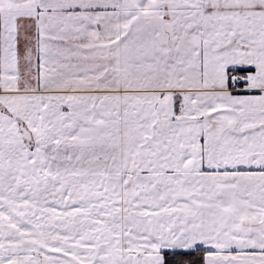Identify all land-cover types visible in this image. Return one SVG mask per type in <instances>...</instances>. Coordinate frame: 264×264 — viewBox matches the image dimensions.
Returning a JSON list of instances; mask_svg holds the SVG:
<instances>
[{
	"label": "snow or ice",
	"instance_id": "obj_1",
	"mask_svg": "<svg viewBox=\"0 0 264 264\" xmlns=\"http://www.w3.org/2000/svg\"><path fill=\"white\" fill-rule=\"evenodd\" d=\"M0 264H264V0H0Z\"/></svg>",
	"mask_w": 264,
	"mask_h": 264
}]
</instances>
